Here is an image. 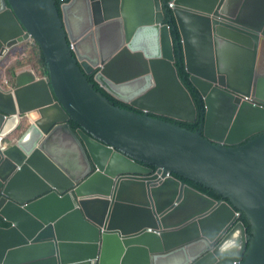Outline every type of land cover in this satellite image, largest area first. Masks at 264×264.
<instances>
[{"label": "water", "instance_id": "water-1", "mask_svg": "<svg viewBox=\"0 0 264 264\" xmlns=\"http://www.w3.org/2000/svg\"><path fill=\"white\" fill-rule=\"evenodd\" d=\"M165 5L0 0V64L35 39L49 67L0 84V264H264V0H174L186 69L205 102L198 131L152 115L197 119ZM88 74L140 112L112 103ZM23 116L27 129L9 137ZM60 128L76 137L87 170L71 173L45 147Z\"/></svg>", "mask_w": 264, "mask_h": 264}, {"label": "trees", "instance_id": "trees-1", "mask_svg": "<svg viewBox=\"0 0 264 264\" xmlns=\"http://www.w3.org/2000/svg\"><path fill=\"white\" fill-rule=\"evenodd\" d=\"M170 0H163V2L166 3L165 5V19L164 23L169 24L171 26V36L173 38L174 43V53H175V61L174 64L177 69L178 76L181 80V82L184 84V86L189 90L195 104L197 107V119L195 122H187V121H181L176 120L175 118L168 117V116H160L156 114H152L155 117L170 121V122H176L178 125H180L183 128H186L190 131H198L200 129V125L202 123L203 117H204V110H205V102L202 98L199 90L197 87L193 84V82L190 79V74L186 69L185 65V57L183 53V46L179 42L180 41V33L175 27L176 21L173 15L172 8L168 6V2ZM60 4V2H58ZM19 56V57H17ZM32 63V68L35 70L38 77H45L49 75V67L47 60L44 56V53L42 51V48L40 47L39 43L32 39L30 41L24 42L20 45H18L17 49L12 50L7 57L3 60L2 64L0 65V77L3 78L9 73V76L11 77V80L13 78V75L15 73V70L19 68L20 66L26 64V63ZM89 80L94 84L95 89L97 91H101L105 96L109 98V100L114 103L117 106H120L122 108H128L134 111L140 112V110L132 107L130 104L122 102L118 99H116L114 96H112L110 93H108L104 88H102L99 83L94 79L93 74H88ZM13 83V80H12ZM29 118L27 116L21 117V121L19 126L13 130L11 135H13L14 138L20 137L23 132L27 129L29 125ZM70 124L73 129H76L79 127V124L71 120ZM246 142V141H244ZM242 142V143H244ZM149 166L153 167V165ZM181 178L184 182L192 185L196 189L208 194L212 198L215 199H221L223 198V195L216 191L215 189L208 187L202 183L196 182L194 180L188 179V178ZM228 200V199H227ZM241 220L245 223L247 227V233L252 234L251 224L250 220L248 219L247 215L243 212L241 216ZM0 225H8L6 221L0 216ZM243 261V260H242Z\"/></svg>", "mask_w": 264, "mask_h": 264}, {"label": "flooded vegetation", "instance_id": "flooded-vegetation-1", "mask_svg": "<svg viewBox=\"0 0 264 264\" xmlns=\"http://www.w3.org/2000/svg\"><path fill=\"white\" fill-rule=\"evenodd\" d=\"M0 79L2 80L1 77ZM2 81L5 85H8V81L7 83H5V80ZM71 120L72 119H69V123ZM70 127L72 128L71 124ZM78 128H72V130L76 131ZM253 137L255 136H251V139ZM75 138L76 137L71 132L65 130L64 128H60L49 132V135L44 145L50 152L53 153H51L53 157L58 160V162L64 169L69 170L71 173L77 174L83 170H87L89 168L90 163L87 160L85 154L79 149ZM87 156L90 160L89 155Z\"/></svg>", "mask_w": 264, "mask_h": 264}, {"label": "crops", "instance_id": "crops-1", "mask_svg": "<svg viewBox=\"0 0 264 264\" xmlns=\"http://www.w3.org/2000/svg\"><path fill=\"white\" fill-rule=\"evenodd\" d=\"M107 38H109V40L108 39H103V45L106 47V50H108V49H110V48H112V46H113V39L115 38V34H114V32L111 30V33L107 36ZM259 61H260V67H258V70H260V74H263L264 75V50H263V52H262V56L259 58ZM33 69V68H32ZM62 139H63V136H62ZM76 142H77V144H78V146H80V144H79V142L76 140ZM79 149H80V147H79ZM81 150V149H80ZM49 151V150H48ZM50 152V151H49ZM50 153H52V152H50ZM53 154V153H52ZM53 156V155H52ZM55 158V157H54ZM56 159V158H55ZM58 161V160H57ZM132 213V210H128V211H126L125 213H124V216L125 217H129L130 216V214ZM235 247H236V243H234V242H232V243H230V245L228 246V249L231 251V250H233V249H235Z\"/></svg>", "mask_w": 264, "mask_h": 264}, {"label": "rangeland", "instance_id": "rangeland-1", "mask_svg": "<svg viewBox=\"0 0 264 264\" xmlns=\"http://www.w3.org/2000/svg\"><path fill=\"white\" fill-rule=\"evenodd\" d=\"M17 48H18V46L14 47L12 50L17 49ZM17 57H19V56H17ZM22 69H32V63H30V62L26 63V64L20 66L19 68H17L15 71H19V70H22ZM2 80H5V83H7V81H8V85H5ZM2 80L0 79V84L2 85L3 88H8L9 86H12L13 78L11 80V77L9 76V73H7V77L6 76L3 77ZM9 137H13V135L10 134Z\"/></svg>", "mask_w": 264, "mask_h": 264}, {"label": "built area", "instance_id": "built-area-1", "mask_svg": "<svg viewBox=\"0 0 264 264\" xmlns=\"http://www.w3.org/2000/svg\"><path fill=\"white\" fill-rule=\"evenodd\" d=\"M173 4H174V0H170V2L168 3V6L173 8ZM245 99H248V98L245 97Z\"/></svg>", "mask_w": 264, "mask_h": 264}, {"label": "clouds", "instance_id": "clouds-1", "mask_svg": "<svg viewBox=\"0 0 264 264\" xmlns=\"http://www.w3.org/2000/svg\"><path fill=\"white\" fill-rule=\"evenodd\" d=\"M170 2V1H169ZM168 2V3H169ZM22 44V43H21ZM20 45V44H19ZM18 46V45H17ZM34 70V69H33ZM35 71V70H34ZM6 77H7V75H6ZM243 99H245V98H243ZM12 138H14V137H12ZM153 168V167H152ZM155 168V167H154ZM242 214H243V211H241L240 213H239V219H241L240 217L242 216Z\"/></svg>", "mask_w": 264, "mask_h": 264}, {"label": "bare ground", "instance_id": "bare-ground-1", "mask_svg": "<svg viewBox=\"0 0 264 264\" xmlns=\"http://www.w3.org/2000/svg\"><path fill=\"white\" fill-rule=\"evenodd\" d=\"M13 123H15V120L12 121V122L8 125V127H11V126L13 125Z\"/></svg>", "mask_w": 264, "mask_h": 264}]
</instances>
